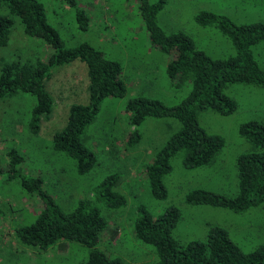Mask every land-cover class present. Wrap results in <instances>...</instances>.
Returning a JSON list of instances; mask_svg holds the SVG:
<instances>
[{"label": "rangeland", "instance_id": "obj_1", "mask_svg": "<svg viewBox=\"0 0 264 264\" xmlns=\"http://www.w3.org/2000/svg\"><path fill=\"white\" fill-rule=\"evenodd\" d=\"M38 1L63 47L87 42L106 58L121 64L120 78L126 94L104 98L95 120L87 126L83 141L94 152L96 163L84 174L76 172L71 157L52 147V136L65 126L71 104L89 101L83 61L75 59L49 69L44 88L53 100L52 110L40 117L36 131L29 127L36 103L33 94L15 90L0 96V264H83L86 257V247L74 241L68 242L64 250L56 246L41 250L16 239L15 229L34 219L39 204L36 195L21 188L17 175H8L7 151L11 148L24 156L17 173L41 177L42 187L64 211L71 210L78 199L88 197L105 176L117 174L120 182L115 190L125 196L126 203L110 209L95 202L107 220V227L117 226L115 237L110 240L107 232L103 233L98 247L126 263L157 261L154 247L133 236L132 224L138 217V205L156 216L169 207L176 208L180 218L171 235L181 245L192 239H204L208 226L213 224L226 229L231 241L244 252L264 244V205L233 212L220 206L186 205L183 201L186 192L193 188L227 196L236 193V158L251 148L238 128L242 122L252 119L264 123V89L230 83L224 92L236 101L234 112L228 115L211 109L198 112L199 125L209 133L220 135L224 145L209 165L186 168L182 164L183 151L172 157L171 171L161 180L166 197L157 200L149 193L145 169L181 125L173 118L147 117L137 127L140 139L128 144L133 127L128 122L126 102L142 95L173 107L187 96L191 84L185 82L177 87L166 77L164 66L169 57L151 45L134 0H76L75 7L85 10L88 17L84 30L78 27L74 5L64 0ZM199 10L223 14L235 23H264V0H164L157 14L158 25L167 34L177 31L186 34L195 48L211 58H226L234 50L229 39L215 28L194 22L193 16ZM0 14L8 15L1 0ZM11 19L7 44L0 47V67L15 60L45 61L53 49L42 39L25 35L17 17L11 16ZM252 52L264 67V41L253 46Z\"/></svg>", "mask_w": 264, "mask_h": 264}, {"label": "trees", "instance_id": "obj_2", "mask_svg": "<svg viewBox=\"0 0 264 264\" xmlns=\"http://www.w3.org/2000/svg\"><path fill=\"white\" fill-rule=\"evenodd\" d=\"M1 1L8 15L0 14V47L7 44L11 16H15L25 35L38 37L53 49L45 61L31 63L15 60L0 67V96L15 90L35 96L36 103L29 121L32 131L38 129L40 117L52 110L53 100L44 88L49 69L75 59L84 62L89 101L71 104L65 126L52 136V147L74 160L78 174L89 172L96 163V157L85 145L83 134L95 120L104 98L126 94V86L120 78L121 64L106 58L87 42L63 47L58 33L47 23L43 5L38 0ZM64 1L74 7L77 4L76 0ZM134 1L151 45L169 57L164 66L166 77L177 87L185 82L191 84L187 96L173 107L166 106L160 99L142 95L129 98L126 102L128 122L133 127L126 141L128 144L140 139L137 127L147 117H167L180 122V130L156 152L145 169L150 195L163 200L166 191L161 180L171 171L172 157L183 151L182 164L186 168L209 165L224 145L220 135L209 133L199 125L198 112L203 109H211L222 115L234 112L237 103L224 92L230 83H245L264 89V67L260 66L252 52L253 46L264 41V23H235L223 14L197 11L193 16L194 22L202 27L215 28L229 39L234 50L233 55L226 58H211L195 48L186 34L179 31L167 34L158 25L157 14L163 8L164 0ZM74 9L78 27L84 30L88 19L85 10L79 7ZM238 132L251 148L236 158V193L227 196L193 188L184 195L186 205L220 206L233 212L264 205V123L253 119L244 121L239 125ZM7 154L8 175H17L21 188L36 195L39 204L34 219L15 229V237L21 244L35 245L41 250L50 246L64 250L68 242L74 241L86 247L83 264H129L98 247L103 233L107 232L110 240L115 237L117 226L107 227V220L95 202L110 209H117L126 203L125 196L115 190L120 182L117 174L105 176L91 189L88 197L78 199L71 210L64 211L42 187L41 177L17 173L24 156L15 148L9 149ZM137 212L138 217L132 224L133 236L151 244L157 256V261L146 264H264V244L244 252L231 241L226 229L221 226L209 225L204 239H192L181 245L171 235L180 218L176 208L169 207L156 216L138 205Z\"/></svg>", "mask_w": 264, "mask_h": 264}]
</instances>
